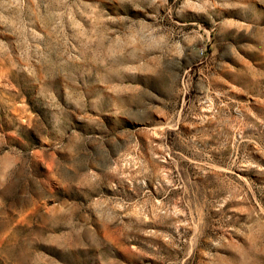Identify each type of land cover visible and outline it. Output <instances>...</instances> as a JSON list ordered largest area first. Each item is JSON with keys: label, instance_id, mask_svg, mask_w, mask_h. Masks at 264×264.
Listing matches in <instances>:
<instances>
[{"label": "rangeland", "instance_id": "obj_1", "mask_svg": "<svg viewBox=\"0 0 264 264\" xmlns=\"http://www.w3.org/2000/svg\"><path fill=\"white\" fill-rule=\"evenodd\" d=\"M0 264H264V0H0Z\"/></svg>", "mask_w": 264, "mask_h": 264}]
</instances>
